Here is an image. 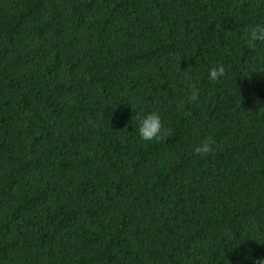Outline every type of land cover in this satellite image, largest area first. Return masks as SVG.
I'll use <instances>...</instances> for the list:
<instances>
[{
  "label": "trees",
  "instance_id": "16d2710c",
  "mask_svg": "<svg viewBox=\"0 0 264 264\" xmlns=\"http://www.w3.org/2000/svg\"><path fill=\"white\" fill-rule=\"evenodd\" d=\"M258 22L264 0H0V264L264 257Z\"/></svg>",
  "mask_w": 264,
  "mask_h": 264
},
{
  "label": "clouds",
  "instance_id": "9594fccd",
  "mask_svg": "<svg viewBox=\"0 0 264 264\" xmlns=\"http://www.w3.org/2000/svg\"><path fill=\"white\" fill-rule=\"evenodd\" d=\"M248 43L264 41V22L255 23L248 29ZM224 68L220 65L212 66L208 69V79L215 81L223 76ZM198 96V89L191 87L189 99L195 101ZM136 134L142 141H152L159 139L162 135V122L158 112L150 111L143 113L135 118ZM192 151L199 157L206 156L213 151V144L210 139L205 137L193 146ZM244 259L251 260V264H264V257H252L245 255Z\"/></svg>",
  "mask_w": 264,
  "mask_h": 264
}]
</instances>
